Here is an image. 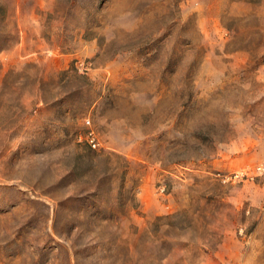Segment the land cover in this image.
I'll list each match as a JSON object with an SVG mask.
<instances>
[{
    "label": "rangeland",
    "instance_id": "obj_1",
    "mask_svg": "<svg viewBox=\"0 0 264 264\" xmlns=\"http://www.w3.org/2000/svg\"><path fill=\"white\" fill-rule=\"evenodd\" d=\"M264 0H0V264H264Z\"/></svg>",
    "mask_w": 264,
    "mask_h": 264
},
{
    "label": "built area",
    "instance_id": "obj_2",
    "mask_svg": "<svg viewBox=\"0 0 264 264\" xmlns=\"http://www.w3.org/2000/svg\"><path fill=\"white\" fill-rule=\"evenodd\" d=\"M255 173L264 174V161L256 166ZM228 264H236V263H228Z\"/></svg>",
    "mask_w": 264,
    "mask_h": 264
}]
</instances>
